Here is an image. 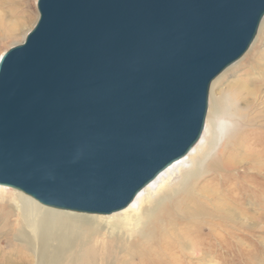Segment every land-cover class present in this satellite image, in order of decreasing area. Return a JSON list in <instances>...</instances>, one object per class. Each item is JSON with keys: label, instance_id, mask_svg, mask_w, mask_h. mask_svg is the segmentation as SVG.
Segmentation results:
<instances>
[{"label": "water", "instance_id": "95a60500", "mask_svg": "<svg viewBox=\"0 0 264 264\" xmlns=\"http://www.w3.org/2000/svg\"><path fill=\"white\" fill-rule=\"evenodd\" d=\"M0 57V187L119 212L203 134L211 84L247 53L264 0H37Z\"/></svg>", "mask_w": 264, "mask_h": 264}, {"label": "bare ground", "instance_id": "6f19581e", "mask_svg": "<svg viewBox=\"0 0 264 264\" xmlns=\"http://www.w3.org/2000/svg\"><path fill=\"white\" fill-rule=\"evenodd\" d=\"M13 3L0 0L1 39L24 23L25 9ZM20 5L29 8V0ZM261 25L264 33V18ZM258 68L247 81L252 87L230 90L241 125L210 152L202 136L119 212L53 209L17 191L16 199L0 196V264H229L247 245H264V66Z\"/></svg>", "mask_w": 264, "mask_h": 264}, {"label": "rangeland", "instance_id": "374dc122", "mask_svg": "<svg viewBox=\"0 0 264 264\" xmlns=\"http://www.w3.org/2000/svg\"><path fill=\"white\" fill-rule=\"evenodd\" d=\"M23 1L25 0H14L13 3L16 11L25 9V18L21 31L11 38H0V57L8 49L21 44L28 32L32 30L37 22V0H29L30 6L29 8L26 7L27 9L20 5V3L23 4ZM261 26L263 27V25L260 24L255 40L243 58L230 66L226 70L227 72H224L225 74L223 73L224 76H220L216 84L212 88L210 87L207 115L201 143L203 144L206 141L207 152H210L214 148L215 143L219 141L225 131L236 129L241 125L240 122L235 124L234 113L231 111V106H229L230 90L232 87L245 84L248 87H252L247 81L249 78L256 77L257 72H259V70H257L259 66H264V33H262ZM241 106L242 104L239 105V107ZM260 110L262 109L260 108ZM260 143H264V135H261ZM202 155L203 153H201V156ZM184 165L187 166V164ZM0 196H6V198L11 196L13 199H16L21 196V194L13 189L0 187ZM259 237L264 239V229L261 230ZM261 253L262 255L260 256ZM229 264H264V245L258 244L255 247L253 245H247L244 257L241 258V260L230 261Z\"/></svg>", "mask_w": 264, "mask_h": 264}]
</instances>
